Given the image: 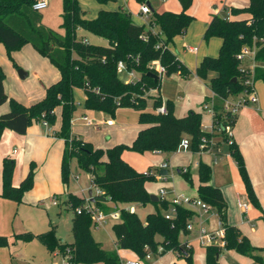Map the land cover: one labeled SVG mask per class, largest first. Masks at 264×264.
<instances>
[{"label": "trees", "instance_id": "trees-1", "mask_svg": "<svg viewBox=\"0 0 264 264\" xmlns=\"http://www.w3.org/2000/svg\"><path fill=\"white\" fill-rule=\"evenodd\" d=\"M35 1L0 0V42L4 44L12 60L13 51L27 43L32 44L59 69L61 77L46 87L45 96L41 100L26 105L7 94L4 85L6 74L0 65V105L9 101L11 106L10 111L0 115V139L5 129L25 134L34 122L42 123L47 120L50 125L55 124V109L61 106V128L53 131V134L65 141L61 160L62 181L68 183L71 162L76 159L79 168L91 175L93 186L100 192L94 193L93 201L72 193L67 194V207L75 210L73 243H64L57 236L53 225L42 233L24 232L15 234V237L24 241L37 239L50 252L57 250L68 255L71 264H122L119 249L129 250L136 255L135 258L141 260L146 259L149 251L156 255L175 251L179 258L185 260V264H195L192 247L182 244L180 239L181 234L188 231L187 224L194 218L195 212L179 205L175 217L167 219L165 211L169 210L171 202L166 199L152 201L151 193L146 188L147 180L155 177L152 170L139 171L122 155L126 149L140 153L161 151L170 154L178 150L184 136L191 138V149L197 151L202 136L206 134L200 112L191 110L185 116H176L173 103L168 102V113L156 114L148 110V99L143 97L151 88H161L162 78L159 77L156 81L149 76V63L152 60L160 59L167 74H190V69L169 48V44L174 37L183 34L192 22L193 17L187 13L192 0H180L183 6L181 12L154 11L148 26L135 23L127 9L104 7L115 0H97L102 7L92 19L85 16L86 11L79 0H63L61 26L65 35L43 23L41 11L33 8ZM231 11L234 14L247 13L249 17L229 19L220 15L213 16L205 37H220V52L218 57H205L196 69L197 75L204 79L211 72L215 73L210 79L214 97L209 101L213 102L217 121H224L230 115L224 110L225 100L244 89L240 72L241 61L237 57L242 47L258 46L256 59L264 64V0H251L249 6L232 8ZM155 25L159 32L151 29ZM79 28L106 39L108 43L96 44L79 39ZM145 35L147 38H144ZM159 44L161 46L157 47ZM120 60H124L128 70L139 73V77L130 81L122 79L117 71ZM15 66L20 68L16 63ZM257 79L264 80L263 66L256 68L255 80ZM75 88H84L87 109L114 114L118 107H134L139 110V121L149 125L138 132L131 145L117 144L107 150L96 148L92 142L85 140L72 129L76 110ZM118 101L120 104H117ZM159 104L161 98L156 96L154 107ZM233 123L235 125L236 120ZM229 150L237 163L248 198L261 209V218L264 221V209L254 191L245 159L235 140L229 144ZM15 165V159L3 158L2 168L0 167V195L21 202L25 192L33 186L35 163H30L27 175L18 186L13 184ZM179 172L193 184L189 168L184 171L182 167ZM199 177L202 183L198 187V197L210 204L219 215L225 229L226 241L224 246L217 243L206 246V264H219L223 248L252 257L257 264H264V247L254 246L239 227L228 222L227 202L222 190L210 183L212 168L209 164L199 165ZM58 197L60 196L57 195L56 198L59 199ZM87 203L105 213L113 210L111 204L115 205L114 209L120 214L112 227L116 250H107L94 239L91 232L94 220L91 213L84 208ZM129 203H154L157 210L148 213L145 220H142L137 212L125 206ZM79 207L83 208L80 213ZM6 243L7 237L0 235V245ZM159 246L163 247L160 253ZM171 264L178 263L175 261Z\"/></svg>", "mask_w": 264, "mask_h": 264}, {"label": "crops", "instance_id": "crops-1", "mask_svg": "<svg viewBox=\"0 0 264 264\" xmlns=\"http://www.w3.org/2000/svg\"><path fill=\"white\" fill-rule=\"evenodd\" d=\"M117 1L118 0L109 2L108 4L104 5V7L109 8V9H127L128 11H130L124 4H122V2L119 3V6L117 8L115 7L111 8L112 3L117 2ZM130 1L131 0H129V2ZM140 1L148 2L150 4L151 9H152V14L151 15L142 14L140 11V7H141L140 6L139 10L135 11V16L140 18L142 22L136 21V19H134L133 17L132 19L135 23L139 22L137 24L148 26L150 19H152L153 12L156 10H154L150 0H140ZM158 1L163 3V6L170 4L168 5L169 7L161 11L170 10L174 12H181L183 10V6L180 0H176L177 2L175 0H172L171 3H167V0L165 1L158 0ZM250 1L251 0H192V3L187 9V13L193 17L192 22L190 23V25L188 26V28L185 30L183 34L177 35L176 37H174L173 41L169 44V48L177 55V53L173 50V47H172V45L176 46L179 40V39L177 40V38L180 36L182 38H187V33L193 25L202 27L206 33V30L211 20L213 19V16L215 15H220L223 17H227L229 19L249 17L247 13L246 14L245 13L234 14L231 10L232 8L247 7L249 6ZM79 2L81 4V0H79ZM101 7H102L101 4L98 3L97 8L100 9ZM161 11H157V12H161ZM96 16L97 15H95V17ZM152 28H154V30H157L158 27L157 28L152 27ZM221 45H222V39H221L220 48H221ZM189 47H197V46H193V45L184 46L185 53L195 55L196 68L193 71L190 70V74L188 76H184L180 72H178L177 74L182 84V87H186V85L190 86L189 89L194 87L196 92L199 94L198 97H202L204 100V101L202 100L200 103L206 104V102H208L210 99L214 97V93L210 87V79L213 73H211L206 79L201 78L197 75L196 69L199 66L198 60H197V57L199 54V47H197V50L195 52L190 51L188 49ZM207 56H210V55H207ZM12 57L15 62L7 54L4 44L0 42V65L2 66L6 74V77L4 80L6 92L10 97L17 99L23 104L30 105L34 102L41 100L45 96L46 87L56 82L57 80H59L61 77L59 69L54 64L51 63L49 58L40 54L30 43L23 45L19 50L13 51ZM177 57L180 59L178 55ZM181 61L185 64L183 60ZM247 62L251 63L249 59L247 60ZM15 63L20 68L23 67L24 70L28 72L27 77L25 78L20 77L18 73V68L15 66ZM185 65L189 67L187 64ZM192 75H194L193 79L191 80L192 82H188L187 80L190 79ZM136 76L139 77V73H137ZM28 78L29 79L31 78L30 82H27L28 80L25 81ZM207 79L208 81H206ZM256 83H257V80L255 81V89L259 97V101L257 103L259 107L250 105V106H247L241 109V111L237 115L236 123L234 125L235 135L233 138L239 145V148L243 154L246 167L248 169V173L250 175V178H251V181L254 187V191L257 195V198L260 202L261 207L264 209V110H262L264 108V98L260 97L259 92L256 87ZM80 89L83 90L84 103H85V99H86L85 90L84 88H80ZM150 95L151 96H148L149 98H147L148 99V110L153 111L154 98L157 95V92L153 91ZM160 97L163 98L161 93H160ZM186 100H184V102ZM168 102H172V101H168ZM173 105H174V110L177 109V105H175L174 103ZM261 106H262V109H259ZM119 108L120 107H118L117 110ZM122 108H125V107H122ZM183 108H184V104H182L181 110H183ZM10 109H11V106H10L9 101L0 105V115L10 111ZM117 110L115 111L114 114H110L108 112H104L100 110H90L92 113H95V114L98 113L101 115V117L93 119L95 125H89L84 122V120L81 117L83 115H88L85 112L78 117L74 116L72 119L73 131L77 134H81L85 140L92 142V144L96 148H102L104 150H107L117 144L131 145L133 141L135 140V138L137 137L138 132L141 129L147 127L149 124L141 123L139 121L135 129L122 130L119 127V124L115 117ZM189 110L191 111L192 109H189ZM200 110L201 108L199 107L198 109L194 111L200 112ZM188 111H179V113H176L175 115L185 116L189 113ZM61 112H62L61 106L56 107L55 109L56 122L55 124L51 125V127L46 126L47 131H46V128L44 127L45 125L44 126L42 125L43 123L41 124V122H35L28 128L25 134H18L10 129H5L2 133V137L0 139V167L2 168L3 158L7 154V152L5 151V149L7 148V145L10 148L12 145H14L13 153H18V162H19L18 175L20 174V176L19 177H16L15 175L13 176L14 185L17 186L18 180H20V178H22L23 176L27 175L30 169V163L33 161L32 158L37 159L39 157L42 162V167L41 169H39L38 175L36 177L37 178L36 187L39 183L40 190L38 194H35L36 192L34 193V191L27 192L24 197V200L26 202L33 203V204H42L46 202L48 198L51 199L52 196L55 194L59 195L60 197L67 196L68 194V193H64L62 186L60 184L58 186V183H57L58 176L61 175V160H62L63 150L65 147V141L62 138H58L54 136L53 131L59 130L61 128V124H62ZM200 113L202 114V112ZM202 117H203V114H202ZM212 119L213 118L211 116L210 124H212ZM76 121H82L88 127H92V128H95L97 131H100L102 134L101 136L103 140L100 139L99 144H94L93 143L94 138L92 136L90 137L87 134V131H86L87 129L84 128L83 130H81L80 129L81 127L79 128L78 126L75 125ZM202 125H203V121H202ZM90 130L91 128L89 129V131ZM154 152L159 153L163 157V160H161L158 164L159 172L161 169H163L161 167V164L163 162H167L169 164L168 169L174 168L171 165L172 163H171L170 157H172L176 151L170 154H167L161 151H154ZM191 154L193 158L195 156V159L193 160H194V166L197 168L196 172L198 173V176H199V163L203 162L211 166L212 179L210 183L213 184L214 186L219 187L222 190L224 198L227 202L228 222L232 225L239 227L241 231L243 232V234H245L250 239L251 243L254 246L264 247V221L261 218L262 211L258 207L254 206L253 203L248 198L245 184L238 170L236 161L234 160L229 161L227 158L230 155V153L227 156L221 155L222 158H220L219 161L215 164L213 163V159H214L213 154L200 153V152H192ZM10 155L11 153L8 154V157H10ZM124 156H125V153L123 155V158ZM106 159L107 157L105 156L104 160ZM125 160L127 161V159ZM127 162L130 163L133 167H135V165L132 164L129 160ZM219 163H222L228 166L227 176H225L223 179H219L217 175L213 173V167H214L213 165H217ZM176 166L180 167V164H177ZM137 170L142 171L141 168ZM41 177H43V179H41ZM90 178H91V175H90ZM201 183L202 181L200 180V184ZM146 188L150 192V189L148 188L147 183H146ZM161 188L165 189L164 186H161L159 189V194H160ZM1 189H2V186H0V192H1ZM91 189L93 190V192H95L93 188V183H92ZM58 190L60 192H58ZM89 190L88 192L83 191L82 192L83 195L81 197H86V198L90 197ZM192 196L198 197V189H197V194L196 195L194 194ZM166 200L171 201V199L169 200L168 198H166ZM240 202L249 203L246 211L240 207ZM151 204H152L151 205L152 209L147 211L146 214L150 212H156L157 210L156 205L154 203H151ZM111 205L113 206V210H111V212L117 211L115 210L116 209L115 205L114 204H111ZM136 205H142V204L129 203V204H126L125 206L127 208L132 209L131 207L136 206ZM143 206H146V205H143ZM146 214L144 217L141 218L142 220H145L147 216ZM214 215L217 216L216 213L207 215V219H206L207 228H208V224H210L211 222V218H213ZM197 221L198 219L196 218V221L194 222H197ZM208 229L210 231L219 230L220 222L218 224V228H216L215 230H211V228H208ZM3 232L4 231H0V235H4L7 237V243L4 245H0V264H28V261H27L28 258L32 260L36 258H40L41 260H43L45 259L48 252L51 253L49 249L37 239H33L32 241L28 242L22 239H17L15 237V234L17 233L16 231H14V233H8V231L7 233H3ZM35 234H38V233H35ZM182 234H184V239H183L184 244L187 243L192 247L191 241L188 240L190 236H194V239L199 242V240L196 239L197 238L196 230L195 231L188 230L187 233L184 232ZM37 242L44 245L45 250H43L39 246H36L35 243ZM115 243H116V239H115ZM121 251L129 252L131 254L130 259H133L136 257V255L129 250L119 249L118 251L119 254ZM169 252L171 251H168L166 253H169ZM165 254L163 255L153 254V255L163 257ZM150 259H144V263L150 264L149 262ZM124 260H127V259H122V261ZM203 260L206 264V249H205V254H203ZM175 261L178 264H185V260L182 261V263H180V261H177V260ZM194 261L196 264L195 256H194ZM171 262L169 264H171Z\"/></svg>", "mask_w": 264, "mask_h": 264}, {"label": "rangeland", "instance_id": "rangeland-1", "mask_svg": "<svg viewBox=\"0 0 264 264\" xmlns=\"http://www.w3.org/2000/svg\"><path fill=\"white\" fill-rule=\"evenodd\" d=\"M150 1L152 3L154 10L156 11H161L163 9H166L167 7H169L168 5H170L167 4L163 6V3H161L158 0H150ZM121 2L131 11L132 17L136 19V21L142 22L140 18L135 16V11L139 10L142 1L131 0L129 2V0H118L117 2L112 3L111 8L113 7L117 8L119 6V3ZM171 2L172 0H167V3H171ZM97 4L98 3L96 0H81V6L84 10H86L85 15L87 18L92 19L91 17L94 18L95 15H97L99 11V9L97 8ZM62 12H63V0H50L48 7L41 11L43 23L46 26L52 28L57 33L61 35H65V30L61 26ZM153 27L157 28L158 26L155 25ZM158 29L159 28H157V30ZM205 34H206L205 30H203L202 27L193 25L187 33V38H182L180 36L177 38V40L178 39L179 40L176 46L172 45L173 50L177 53L180 59L183 60L185 64L189 66L188 68L192 71L196 68V60H195L196 58L195 55L185 53L184 51L185 45H193L199 47V54L197 57L198 64H200V62L207 55H210L211 57L212 56L218 57L219 55L221 39L215 35L205 37ZM77 37L79 39H83L85 42H91L96 44L108 43L106 39L95 36L83 28H79L77 30ZM249 64L250 63L247 61L243 62V65L245 66L247 65L249 66ZM22 69L24 68L22 67ZM177 73L178 72L172 74H166L162 77L161 88H158L157 91L159 96L161 93L165 103H168V101H172L175 105H177V109L174 110L175 114L179 113V111H188L189 109L196 110L200 107L201 108L200 112H202L203 114L202 117L203 125L209 128L211 125L210 119L212 114L207 110H205L204 108L205 104L200 103L203 100V98L198 97L199 94L196 92L194 87H192L193 89L192 88L189 89L190 88L189 85H186V87H182V84L180 82ZM211 73H213L214 75V72ZM120 76L122 77V79L126 81L133 77L127 72H124ZM193 77L194 75H192L190 79H188L187 81L192 82L191 80L193 79ZM31 78L30 79L28 78L25 81L28 80L27 82H30ZM206 81H208V79ZM256 87L260 97L264 98V81L257 79ZM74 99L76 104V110L74 112L75 117L82 115L84 112L88 114L90 118L93 117L92 119L101 117L100 114L92 113L89 109L85 107L84 93L82 89L80 88L74 89ZM184 100L186 101L184 102ZM257 103H248L246 105H243L238 110V113L241 111V109L250 105L259 107ZM182 104H184L183 110H181ZM259 109H262V106ZM262 110H264V108ZM115 117L117 119L119 127L122 130L124 129L132 130L135 129V127H137V123H139V110L134 107H125V108L120 107L117 110ZM75 125L78 126L79 128L81 127L80 128L81 130L86 128L87 134L90 137L92 136L94 138L93 139L94 144H99L100 139L103 140L100 131H97L95 128L88 127L82 121H76ZM44 127L46 128L47 131V127L46 126ZM90 128L91 130L89 131ZM233 132H234V127H233ZM13 149H14V145H12L11 148L8 147L7 145V148L5 149L7 154L5 155V157H8V154L11 153L10 158L15 159L16 162L14 175L16 177H19L20 174L18 175V169H19L18 153H13ZM219 149L221 150L220 152L221 154H218L217 156L219 155L227 156L230 153L229 144L226 141H222ZM124 153H125L124 158L127 159V161L129 160L132 164H134L137 169L141 168L142 171H150V170L153 171L155 177L152 178L150 177L147 180V186L150 189L151 194H157L159 196L160 195L159 189L161 186L165 187L167 191L166 198H168L169 200L172 199L177 193H183L191 197H193L192 195L197 194V189L200 184V179L198 173L196 172L197 168L194 166L193 159H195V156L193 158L191 154L192 152L177 150L173 154V156L170 157L172 163L171 165L174 168L171 169L169 168V172L165 176L159 175L158 164L161 160H163V157L159 153H156L154 151H146L144 153H140L130 149H126ZM227 158L229 161L231 160L235 161L234 157L231 154ZM32 160H33L32 162L35 163V176H34L33 186L29 190H27L25 194L30 191L31 192L34 191V193L36 192L35 194H38L40 190L39 183L36 187V183H37L36 177L38 175L39 169H41L42 167V162L39 157L37 159L32 158ZM175 163L180 164V167L176 166L177 164ZM213 166H214L213 173L216 174L219 179H223L225 176H227L228 173L227 165L219 163ZM182 167H187L191 171L193 177V184H191L179 172V169ZM70 169H71V173L68 183L67 184L64 183L62 181V175H60L58 176V180H57L58 186L59 184L62 186L64 193H72L75 195L79 194L81 197L83 195L82 194L83 191L88 192V190L92 188V181L90 175L81 168H79L76 159L72 160ZM24 177L25 176H23L22 178H20V180H18L17 186ZM41 179H43V177H41ZM58 192L60 191L58 190ZM25 194L23 195L21 202L4 198L0 195V231H4L3 233H7V231L8 233H14V231H16L17 232L16 234L19 233L21 234L24 232H32L35 234V233H42L44 231H47L53 225L56 229L57 236L60 239H62L64 243H68V244L73 243L74 242L73 219L75 216V210L74 208L67 207L66 196L58 197L59 200L61 201L59 205L53 202V198L56 197L57 194L53 195L51 199L48 198L46 202L42 204H33L26 202L24 200ZM151 205H152L151 203H148L146 206L136 205V206H132L131 210L136 211L137 214L142 218L145 216L147 211L152 209ZM161 209L163 210V207H161ZM167 211L171 212V210H166L165 213ZM205 216L206 217H204V219L206 221L207 215ZM217 216L214 215L213 218H211L210 224H208V228H211V230H215L216 228H218L220 219ZM117 220L118 219H113L109 217L107 218L106 222H103L101 225L98 226L93 225L91 228V232L94 239L98 241L100 245L107 250L117 249V245L115 243V236L112 228L113 224ZM194 221H196V218H194ZM185 233H187V231ZM180 239L181 241L184 239V234L181 235ZM188 240L191 241L194 256L196 257V264H205L203 260V254H205L206 246H202L197 240L194 239V236H190ZM182 244H184V240L182 241ZM35 245L45 250L44 245H42L41 243L37 242L35 243ZM55 253H57V251L51 253L48 252L45 259L43 260H41L40 258H36L34 260L28 258L27 259L28 264H52L53 261H61L62 257L65 256V254L58 255ZM120 255L122 259H130L131 257V254L126 251H121ZM160 257L161 256L153 255V257L149 260L150 264H169L171 261L173 262L175 260L180 261V263H182V261H184V259L179 258L178 253L174 251L166 253L163 257L161 258ZM80 264H88V263H80ZM92 264H102V263L97 262ZM219 264H257V263L254 261L252 257L240 255L235 250H228L223 248L221 250L219 257Z\"/></svg>", "mask_w": 264, "mask_h": 264}, {"label": "built area", "instance_id": "built-area-1", "mask_svg": "<svg viewBox=\"0 0 264 264\" xmlns=\"http://www.w3.org/2000/svg\"><path fill=\"white\" fill-rule=\"evenodd\" d=\"M165 1V0H163ZM50 0H36L33 4V8L37 11H42L46 9L49 5ZM140 11L142 14L145 15H151L152 9L148 2H142ZM149 17V16H148ZM151 20V19H150ZM150 25V21H149ZM153 27V26H152ZM151 29L153 32H159V30H154V28ZM144 38H147L145 35ZM261 41L263 38L260 39ZM264 41V40H263ZM161 44L157 45V47H160ZM190 51L195 52L197 50V47H189ZM258 51V46H243L240 53H238L237 57L241 61L240 64V72L242 74V81H243V87L244 89L233 96H230L225 100L224 104V110L228 112L230 115L226 116L224 121H217L215 120V109L213 106V102L209 101L206 102L204 105L205 110L210 112L212 114V124L209 128L206 126H203V130L206 132L202 136L201 143L199 145V149L197 151H194L191 149V138L189 136H184L179 144L178 150H184V151H192V152H200V153H210L214 155L213 163H217L220 158H222L221 155L217 156L218 154H221V150L219 149L220 143L222 141H226L228 144H231L234 140V120H236V117L238 115V110L248 103H257L259 101L258 94L255 89V74H256V68L257 67H264V64L259 63L256 59V54ZM250 60L251 63L249 66L243 65L244 61ZM149 68L151 72L157 74L159 77H163L167 74L166 67L162 64L160 59L152 60L149 63ZM117 71L121 75L124 72L129 73L131 76H133L131 79L127 80H135L138 77L137 72L134 70H128L126 63L124 60H120L117 64ZM153 91H158V88H151L150 90L146 91L143 97L148 98V96H151L150 94ZM159 96L158 92L157 95ZM155 96V97H156ZM161 98V97H160ZM213 99V98H212ZM117 104H120L118 101ZM169 111V107L167 103L164 102L163 98H161V104L153 108V112L156 114H167ZM86 124L89 125H95L94 120L90 118L88 115H83L81 117ZM43 125L47 127H51L49 122L47 120L42 121ZM203 163V162H202ZM201 163H199L200 165ZM161 167L163 169L168 168L169 164L167 162H163L161 164ZM187 170V167H184V171ZM153 173V171H151ZM160 174V173H159ZM161 175V174H160ZM162 176V175H161ZM165 176V175H163ZM94 191L96 193H99L100 190L97 189L95 186H93ZM94 192V193H95ZM166 190L164 188H161L160 190V199L165 200L166 199ZM87 199H91L90 197H87ZM53 202L55 204L59 203V200L54 197ZM171 207L169 210L171 212L167 211L165 213V216L167 219H173L176 214L177 206L183 205L185 207L190 208L195 212V216L198 221L194 222V220H190L187 224V230L189 231H197V239L199 240L200 244L203 246H208L214 243H217L221 246H224L226 241L224 239L225 236V229L222 226V223L220 221V229L216 231H210L206 226V221L204 219L205 215H211L213 213H216V211L211 207L210 204L205 202L203 199L199 197H191L187 196L183 193H177L172 199H171ZM240 207L244 209L245 211L248 208L247 202H240ZM85 209H87L88 212L91 213L92 218L94 220V225L98 226L101 225L103 222H106L107 218L111 217L113 219H119L120 214L118 211H112L110 213H105L101 210L96 209L91 203H87L84 206ZM83 208L79 207L78 212H82ZM217 214V213H216ZM218 215V214H217ZM219 217V215H218ZM187 247H190L189 244L186 243ZM148 248V247H146ZM163 250L162 246H159V253ZM57 251V250H56ZM55 252V251H54ZM55 254L62 255L59 251ZM153 253L149 251L146 255V259H150L152 257ZM52 264H71L69 260V256L65 255L62 257L61 261H53ZM122 264H145L144 260H141L139 258H133V259H127L122 262Z\"/></svg>", "mask_w": 264, "mask_h": 264}, {"label": "water", "instance_id": "water-1", "mask_svg": "<svg viewBox=\"0 0 264 264\" xmlns=\"http://www.w3.org/2000/svg\"><path fill=\"white\" fill-rule=\"evenodd\" d=\"M18 73H19V75H20L21 78H25L28 75V72L25 71L22 68H19L18 69ZM149 76L153 77L156 81L159 79V76L157 74L153 73V72H150L149 73ZM234 80H237V79L235 78ZM168 172H169V169L168 168H165V169H161L159 173L161 175H167ZM89 196H90V198L93 201L95 194H94V192H93L92 189L89 190ZM151 200L152 201H159L160 200V196H158L157 194H151Z\"/></svg>", "mask_w": 264, "mask_h": 264}]
</instances>
